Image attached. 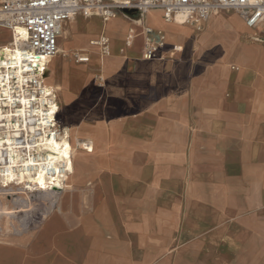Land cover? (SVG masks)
<instances>
[{"label":"crops","instance_id":"crops-1","mask_svg":"<svg viewBox=\"0 0 264 264\" xmlns=\"http://www.w3.org/2000/svg\"><path fill=\"white\" fill-rule=\"evenodd\" d=\"M146 27L154 38L158 31L165 36L153 60L142 56ZM101 38L108 39V54L96 43ZM57 46L44 85L55 90L70 145L83 140L92 150H76L68 210L51 211L39 228L0 231V264H93L92 251L107 245L102 232L84 225L98 201L95 187L109 194L121 188L132 203H149L156 172L178 169L186 183L188 154L196 155L195 168L210 187L212 206L202 211L218 223L236 217L230 204L264 203L260 28H247L233 11L210 16L197 31L166 23L158 10H135L108 22L76 16L62 24Z\"/></svg>","mask_w":264,"mask_h":264},{"label":"built area","instance_id":"built-area-1","mask_svg":"<svg viewBox=\"0 0 264 264\" xmlns=\"http://www.w3.org/2000/svg\"><path fill=\"white\" fill-rule=\"evenodd\" d=\"M126 9L158 10L166 23L190 25L197 31L212 14L233 11L247 28H260L264 35V0H0V29L8 31L12 40L7 49L0 46V187L37 175L48 187L63 184L71 174L73 150H92L90 142L77 140L66 154L63 148L60 154L53 151L56 143L69 141L58 121L55 90L44 85V75L58 53L64 22L79 15L108 22ZM143 31V58H158L164 34L158 31L154 38L151 28ZM132 35L130 30L126 46ZM96 43L103 54L109 53L108 39ZM75 60L88 58L75 56Z\"/></svg>","mask_w":264,"mask_h":264},{"label":"rangeland","instance_id":"rangeland-1","mask_svg":"<svg viewBox=\"0 0 264 264\" xmlns=\"http://www.w3.org/2000/svg\"><path fill=\"white\" fill-rule=\"evenodd\" d=\"M9 40L10 33L0 29V46L7 47ZM195 160L196 155H187L186 183L178 169L156 172L155 195L149 203H132L121 188L116 194L112 186L109 194L95 187L98 201L89 207L84 225L96 236L102 232L107 245L92 251L93 264H264V203L230 204L236 217L218 223L202 211L212 206L210 187L203 186L204 172L196 170ZM68 181L69 176L62 190L46 192L1 186L0 231L39 228L51 211L68 210Z\"/></svg>","mask_w":264,"mask_h":264},{"label":"bare ground","instance_id":"bare-ground-1","mask_svg":"<svg viewBox=\"0 0 264 264\" xmlns=\"http://www.w3.org/2000/svg\"><path fill=\"white\" fill-rule=\"evenodd\" d=\"M215 14H212L211 16H213ZM12 43V40H9V44L7 47H5L6 49L9 47V45ZM6 45V44H5ZM8 52V51H7ZM67 135V134H66ZM72 148V146L69 144V142H67V140H63L61 142H58L54 145L53 147V151L57 152L58 154H60V150L63 148V152L64 154H66V151L68 148ZM71 174L74 171V165L73 162L70 161V165H69ZM68 179V176L66 177V180ZM8 185H12L11 183H9ZM7 185V186H8ZM35 185H37V187H35ZM13 186L16 187H23L27 192H33V191H58V190H62L64 188V183L61 184L59 182H56L54 185L52 186H46L45 185V181H44V177L41 175H37L35 177H30L28 178L26 181L24 179H22V181L13 184Z\"/></svg>","mask_w":264,"mask_h":264},{"label":"water","instance_id":"water-1","mask_svg":"<svg viewBox=\"0 0 264 264\" xmlns=\"http://www.w3.org/2000/svg\"><path fill=\"white\" fill-rule=\"evenodd\" d=\"M132 11H135V10L126 9V10H122L121 12H123V13H129V12H132Z\"/></svg>","mask_w":264,"mask_h":264}]
</instances>
